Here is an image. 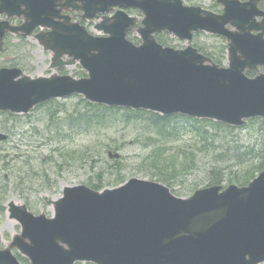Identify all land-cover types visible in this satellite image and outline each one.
<instances>
[{
  "label": "water",
  "instance_id": "95a60500",
  "mask_svg": "<svg viewBox=\"0 0 264 264\" xmlns=\"http://www.w3.org/2000/svg\"><path fill=\"white\" fill-rule=\"evenodd\" d=\"M216 1L223 5L220 14L184 6L181 0H0V13L25 17L18 26L0 21V44L7 31L28 36L43 25L49 29L35 38L52 51L50 67L79 61L88 72L81 78L56 72L34 78L17 67L0 68V110L28 112L37 103L80 93L97 103L181 112L233 125L264 116V73L258 72L264 65L261 0ZM113 6L121 9L95 24L105 35L89 33L68 15L56 20L69 7L81 9L82 17L98 19L97 13ZM128 7L143 13L136 29L138 45L126 37L136 23L125 12ZM162 30L188 40L200 30L226 37L229 66L214 64L192 46L161 45L154 33ZM246 69L257 74L248 77ZM219 189L203 188L180 198L160 183L137 178L102 191L66 186L53 201V218L35 216L25 205L11 203L22 225L13 244L32 264H73L76 259L97 264L264 261V170L246 186Z\"/></svg>",
  "mask_w": 264,
  "mask_h": 264
},
{
  "label": "rangeland",
  "instance_id": "374dc122",
  "mask_svg": "<svg viewBox=\"0 0 264 264\" xmlns=\"http://www.w3.org/2000/svg\"><path fill=\"white\" fill-rule=\"evenodd\" d=\"M200 1L203 5L211 2ZM88 28L100 34L92 26ZM168 42L171 43L169 45L186 44L183 40L170 37ZM195 43L209 54L225 45L214 36L207 35L195 40ZM12 44H15L10 47L14 49L15 63L26 74L35 77L54 72L49 68L51 52L43 50L32 36L26 40L14 38ZM225 62L226 59L223 60ZM62 72L73 76L84 75L78 64L62 68ZM80 112L88 114L92 113V109L78 96L53 100L29 114L0 112V134L10 135L0 140V185L12 189L5 198L16 202L26 198L35 212L50 214L53 204L47 203V200L61 196L66 185L84 183L99 188L114 187L131 177L160 181L156 178L157 174L168 181L164 183L174 194L186 197L210 184L209 169H225L231 174L242 172L241 166L235 165L238 161L235 153L227 154L226 146L230 143L236 152L252 149L254 144H258L257 135L261 130L256 122L234 129L218 127L211 129L213 140L200 142L194 140L191 133H185L168 144L160 158L152 159L147 156L150 147L145 144L151 140L146 139L150 134L143 122L127 124L122 111H116L115 120L110 124L101 121L91 129L77 130L75 123ZM51 114L57 116L54 123L51 122ZM186 121L178 118L180 124ZM109 149L121 154L119 164L107 157ZM262 149L264 151V146ZM262 149L259 148V152ZM257 152L258 148H254V153ZM19 226L16 221L1 220L0 235H11L14 230H19ZM2 243L5 241L2 240Z\"/></svg>",
  "mask_w": 264,
  "mask_h": 264
},
{
  "label": "trees",
  "instance_id": "16d2710c",
  "mask_svg": "<svg viewBox=\"0 0 264 264\" xmlns=\"http://www.w3.org/2000/svg\"><path fill=\"white\" fill-rule=\"evenodd\" d=\"M160 42H165L159 38H157ZM216 52V51H215ZM213 52V53H215ZM223 53V52H221ZM214 58V57H213ZM214 60L218 61L217 58ZM92 109V113L86 114V112L79 113L76 122L75 128L78 130L83 129L86 130L88 128H92L93 125L100 124V122H107L110 124L115 120L114 114L116 111L118 113L122 111V117L127 121L126 123H131L133 121H140L143 122L148 133L150 134L147 136V140H151L145 144L146 146L150 147L149 153L147 156L149 158H160V155L165 154V147H169L170 143L175 142L178 140L182 135L185 133H191L194 140L205 141L212 139L214 136V132L211 133V129H215L218 127L223 128H231L234 129L232 126L226 125L224 123L215 122L208 119H195V118H186L182 115H172V116H162L152 111L146 110H133L128 108L119 109L117 107H109L103 106L100 107L98 105L91 104L90 107ZM183 117L185 120V124H180L178 122V118ZM118 119V118H117ZM251 123H259L260 132L257 135L259 141V148L262 149L264 146V119H251ZM217 126V127H216ZM146 134V133H145ZM233 134V133H232ZM230 134V135H232ZM233 137V136H231ZM229 137V138H231ZM169 144V145H168ZM230 145L226 146L227 154L235 153V157L238 159V164L241 165L243 168L241 171L244 172L243 175H240L242 172H238L234 175L230 174L227 176L223 174V170H213L219 171L218 173L211 175L212 184L218 183L223 181V179L228 178L229 181H234L239 185H244L247 183L251 178L255 176L256 173L261 171L264 168V151L254 153V148L245 150L244 152H229ZM202 148V146H201ZM226 154V153H225ZM244 156V158H243ZM116 161V162H115ZM115 164H119L120 160H115ZM249 161H254L252 163H248ZM252 166L250 167V165ZM211 171L209 172L211 174ZM156 178H159L160 181L168 182L166 179L162 178L159 174L156 175ZM93 186V185H92Z\"/></svg>",
  "mask_w": 264,
  "mask_h": 264
},
{
  "label": "flooded vegetation",
  "instance_id": "af4514ba",
  "mask_svg": "<svg viewBox=\"0 0 264 264\" xmlns=\"http://www.w3.org/2000/svg\"><path fill=\"white\" fill-rule=\"evenodd\" d=\"M202 3V2H200ZM212 5V9L216 12H219L217 10L221 9L222 7L216 3V0H212L210 3ZM219 8V9H218ZM128 12H131L135 16L139 17L140 11L138 9H128ZM69 15L71 16L72 20H76L82 24H85L86 26H91L93 24V21L91 20H85L82 19L79 15V12L77 10H70L68 11ZM7 19L10 24L14 25H20L23 22V18L20 16H7L6 14H0V20ZM41 28V26H38L37 29ZM16 38L18 40H23L22 37L13 36L11 33H6L3 37L2 46L5 51H8L10 49V46L15 45L12 44L13 39ZM2 52L0 53V66H13V63H15V57L14 55H6L3 56ZM16 64V63H15ZM17 65V64H16ZM12 189L9 186H1L0 185V224L1 220H12L16 221L13 217L14 215L11 212V203H17V204H25L27 205L29 210L31 209L30 202L28 199L23 198L21 202H16L14 199H7L5 198L10 193ZM14 196V195H13ZM16 214V213H15ZM48 216H51V214H48ZM18 230H14V232L11 235H0V264H32L29 255L25 251H19L18 248H16L14 245H10V242L14 236L15 233H17ZM2 240L5 241V243H2ZM67 248L68 246L65 245ZM14 256V259H11L12 256ZM69 257V255L67 256ZM74 264H93L91 262H81V261H75Z\"/></svg>",
  "mask_w": 264,
  "mask_h": 264
}]
</instances>
